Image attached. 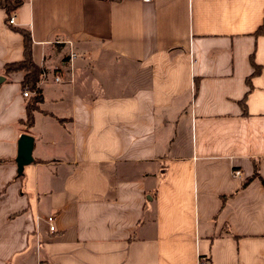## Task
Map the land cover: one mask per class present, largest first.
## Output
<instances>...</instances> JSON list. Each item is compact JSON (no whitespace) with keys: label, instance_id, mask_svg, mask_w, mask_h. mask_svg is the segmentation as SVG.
I'll use <instances>...</instances> for the list:
<instances>
[{"label":"crops","instance_id":"0c3cea01","mask_svg":"<svg viewBox=\"0 0 264 264\" xmlns=\"http://www.w3.org/2000/svg\"><path fill=\"white\" fill-rule=\"evenodd\" d=\"M263 20L264 0L0 8V264H264ZM20 31L31 127L25 73L4 71Z\"/></svg>","mask_w":264,"mask_h":264},{"label":"trees","instance_id":"16d2710c","mask_svg":"<svg viewBox=\"0 0 264 264\" xmlns=\"http://www.w3.org/2000/svg\"><path fill=\"white\" fill-rule=\"evenodd\" d=\"M23 0H0V8H4L7 15H10L13 11L19 7ZM23 36V50H24V58L22 61L12 64L4 65V71L6 74L8 73H17L24 72L25 75L23 77V81L21 83V89L23 91H27L32 94L31 100L26 105V116H25V124L27 127H31L33 124V112L37 110L38 104L42 101V94L40 89V82L42 76V68L36 65L31 57V41L30 36L24 31H20ZM256 36H264V20L262 25L258 28L256 32ZM253 67V75L260 72V69L257 65L252 64ZM253 75L251 77H253ZM250 77V78H251ZM247 80L249 85V79ZM258 176L257 172L254 173V177ZM252 179V178H251ZM251 179L246 180L242 185H246ZM261 183L264 188V180L261 179Z\"/></svg>","mask_w":264,"mask_h":264},{"label":"water","instance_id":"95a60500","mask_svg":"<svg viewBox=\"0 0 264 264\" xmlns=\"http://www.w3.org/2000/svg\"><path fill=\"white\" fill-rule=\"evenodd\" d=\"M0 82H2L1 78ZM18 139L15 164L17 168V174L20 176L22 174L23 167L33 162L32 149L34 145V139H32V137L27 134H21Z\"/></svg>","mask_w":264,"mask_h":264},{"label":"built area","instance_id":"2783aa9c","mask_svg":"<svg viewBox=\"0 0 264 264\" xmlns=\"http://www.w3.org/2000/svg\"><path fill=\"white\" fill-rule=\"evenodd\" d=\"M142 1L145 2V3H148L150 0H142ZM8 21H9V23L11 25H14L15 24V21H14V18L13 17L9 18ZM22 95L24 97H28V92L27 91H23L22 92ZM233 176L234 177H240L241 176V173L239 171H234L233 172ZM46 223H47V225L49 227V231L50 232L54 231V228L55 227L53 226V218L52 217L51 218H47L46 219ZM197 264H210V262H209V260L206 257L199 256L198 259H197Z\"/></svg>","mask_w":264,"mask_h":264}]
</instances>
